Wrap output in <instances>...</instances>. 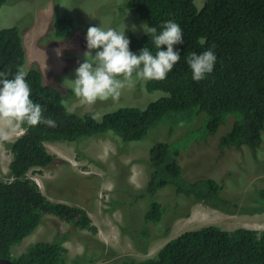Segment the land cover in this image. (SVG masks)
<instances>
[{
  "label": "trees",
  "instance_id": "trees-1",
  "mask_svg": "<svg viewBox=\"0 0 264 264\" xmlns=\"http://www.w3.org/2000/svg\"><path fill=\"white\" fill-rule=\"evenodd\" d=\"M6 0H0V7ZM126 9L148 24L156 26L169 20L178 23L183 31V43L174 46L181 60L162 81H147L148 92L162 91L165 97L150 103L145 109L128 107L105 114L100 121L92 119L93 112L81 115L70 113L62 103L60 92L43 84L41 72L30 67L26 80L32 89L31 99L45 109L44 116L56 121L50 128L23 125V133L7 145L12 156L7 180L0 176V258L14 264H87L83 256L69 260L63 243L78 231L96 234L85 210L48 200L38 185L28 178L34 169L52 170L66 162L47 152L45 143H78L81 139H104L108 133L123 142H138L161 124L169 126V134L186 127L201 114L207 136H213L229 116L231 129L218 140L225 151L248 148L252 155L263 143L264 129V0H204L197 10L194 0H129ZM53 27L59 37L66 39L74 30L73 20L65 17ZM130 40L135 54L147 47L155 54L151 35ZM213 50L217 56L214 71L200 82L192 79L186 63L190 53ZM166 51V46L162 49ZM25 64V51L16 28L0 29V71L12 78ZM204 117L200 123L202 125ZM199 126V127H200ZM178 147L158 143L149 152L145 165L146 193L150 209L144 221L158 223L164 209L152 200L157 191L171 186L176 195L194 196L189 204H206L215 197L218 186L214 181L187 182L182 178ZM144 189V188H143ZM143 197V196H141ZM51 215L69 224L64 233L56 231L51 242H37L18 257L11 256V248L43 223ZM189 211L180 218L188 217ZM168 231V228L165 230ZM120 264H264V229L255 231L236 229L224 231L215 226L181 234L167 242L155 258L133 259Z\"/></svg>",
  "mask_w": 264,
  "mask_h": 264
},
{
  "label": "rangeland",
  "instance_id": "rangeland-1",
  "mask_svg": "<svg viewBox=\"0 0 264 264\" xmlns=\"http://www.w3.org/2000/svg\"><path fill=\"white\" fill-rule=\"evenodd\" d=\"M128 1L6 0L0 7V29L18 30L25 51L23 70L27 72L34 65L33 68L41 72L43 84L60 92L68 112L78 115L98 113L99 117L95 120L100 121L105 114L120 108L143 110L166 96L162 91L148 92L144 81H136L131 88L123 90L116 100H98L94 105L83 106L79 104L71 86L64 83L66 78L75 79V69L83 62V53L87 50L86 34L90 26L101 25L105 29L111 27L123 31L125 25V35H145L140 27L145 22L124 7ZM194 4L200 10L204 0H194ZM65 17L73 20L74 30L66 39H61L53 24ZM133 25L137 29L135 32L131 30ZM58 49L61 52L59 56ZM201 115L189 126L176 128L171 134L169 126L161 124L138 142L126 143L108 133L106 138L99 140L88 138L73 144H45L50 154L58 150L67 152L61 155L70 162L66 161V165L52 170H31L28 178L51 202L85 210L97 229L94 235L80 230L78 236L72 235L63 243L69 260L83 256L91 260L87 264H120L129 259L144 261L155 258L170 240L203 227L215 226L229 232L242 228L258 232L264 229V129L263 143L255 156L246 147L224 152L218 146V140L231 129L235 118L227 117L213 136H207L204 127L207 119L204 114ZM22 133L23 130L19 128L9 139L0 142V176L3 180H7L12 159L7 145ZM93 140L98 142L93 143ZM164 142L179 148L181 155L178 162L185 181L211 180L218 190L216 196L207 199L205 205H192V212L189 204L194 200V194L189 197L176 195L174 188L167 186L152 197L164 209L161 220L158 223L145 222L144 214L150 209L151 201L145 190L147 175L142 162L148 159L150 150L156 144ZM95 144L103 151L99 160L93 158L95 161H91L83 156L82 151L84 146L92 148ZM131 177L133 185L129 183ZM186 211L190 212L188 217L180 218ZM194 212L197 216L218 219L219 223L189 225L187 222L193 218ZM43 219L33 233L11 248L13 258L31 244L55 240L57 230L64 233L69 229V224L54 216L45 215ZM178 225L185 228L175 233Z\"/></svg>",
  "mask_w": 264,
  "mask_h": 264
},
{
  "label": "clouds",
  "instance_id": "clouds-1",
  "mask_svg": "<svg viewBox=\"0 0 264 264\" xmlns=\"http://www.w3.org/2000/svg\"><path fill=\"white\" fill-rule=\"evenodd\" d=\"M146 35H151L156 48L153 54L144 47L139 54L130 51V40L124 30L90 26L86 34L87 50L83 62L75 69V79H65L79 104L94 105L98 100L118 99L122 91L131 88L136 81H162L181 60L175 45L183 43V31L178 23L169 20L163 23L161 31L147 23L140 26ZM133 32L137 31L133 25ZM166 46V51L161 50ZM95 53V55H93ZM61 54L57 50V55ZM217 56L209 49L200 54L190 53L186 58L192 79L200 82L214 71ZM0 71V142H3L23 125H46L55 128L56 121L45 117V109L31 99L32 89L26 80L27 73L18 68L14 76ZM63 83V84H64ZM99 114H93L97 119Z\"/></svg>",
  "mask_w": 264,
  "mask_h": 264
},
{
  "label": "crops",
  "instance_id": "crops-1",
  "mask_svg": "<svg viewBox=\"0 0 264 264\" xmlns=\"http://www.w3.org/2000/svg\"><path fill=\"white\" fill-rule=\"evenodd\" d=\"M99 140V139H98ZM96 142H98L97 140H93V143H96ZM46 144V143H45ZM44 144V145H45ZM47 144H52V143H47ZM99 145H100V143H99ZM97 146L96 147V144L95 145H93V147L92 148H89L88 146H84L83 147V151H82V154H83V156H85L87 159H89V160H91V161H95V160H99V156H101L100 154V152H102L103 150H101L100 149V146ZM45 148H46V145H45ZM46 150H47V152L48 153H50V151H48V149L46 148ZM106 150L109 152V150H110V148H106ZM87 152H89V154L87 153ZM64 153H67V152H60L59 150H58V152L57 151H53V152H51V155H54L57 159H60V160H62V161H64V162H66L67 160H65L64 159V156H62ZM110 153V152H109ZM62 154V155H61ZM93 158H95V160L93 159ZM68 162V161H67ZM70 162V161H69ZM68 162V163H69ZM10 164V163H9ZM136 172H137V174L136 175H138V173H139V169H137V170H135ZM129 183L130 184H132V177L129 179ZM133 185V184H132ZM136 185V184H135ZM191 209H192V207H191ZM190 209V210H191ZM192 212L194 211V208L191 210ZM195 212H197V211H195ZM190 213V212H189ZM181 217V216H180ZM90 218V220L92 221V217L90 216L89 217ZM179 218V217H178ZM178 218H176V219H178ZM92 223H93V221H92ZM94 224V223H93ZM67 250V249H66ZM72 250V249H71ZM70 252V250L68 249V253ZM77 255H80V254H78L77 253Z\"/></svg>",
  "mask_w": 264,
  "mask_h": 264
},
{
  "label": "bare ground",
  "instance_id": "bare-ground-1",
  "mask_svg": "<svg viewBox=\"0 0 264 264\" xmlns=\"http://www.w3.org/2000/svg\"><path fill=\"white\" fill-rule=\"evenodd\" d=\"M198 214L197 213H195L194 212V216H193V218L191 219V220H189L188 221V219H187V223L189 224V225H194V226H197V225H205V224H209L210 222L211 223H214V224H216V223H219V221H218V219L217 220H214V219H210L209 217H206L205 218V216L203 217V215H199V216H197ZM215 218V217H214ZM214 220V221H213ZM224 220V219H223ZM218 221V222H217ZM248 224V223H247ZM212 225V224H211ZM184 228H185V226H183V225H178L174 230H176V232L175 233H177V230L179 229V230H181L182 229V231L184 230ZM181 232V231H180Z\"/></svg>",
  "mask_w": 264,
  "mask_h": 264
},
{
  "label": "water",
  "instance_id": "water-1",
  "mask_svg": "<svg viewBox=\"0 0 264 264\" xmlns=\"http://www.w3.org/2000/svg\"><path fill=\"white\" fill-rule=\"evenodd\" d=\"M0 264H14L10 260L0 258Z\"/></svg>",
  "mask_w": 264,
  "mask_h": 264
}]
</instances>
